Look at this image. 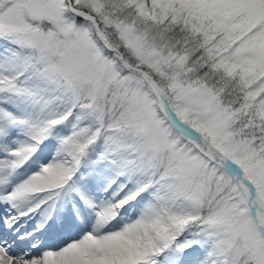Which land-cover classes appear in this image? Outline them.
I'll return each instance as SVG.
<instances>
[{"label":"snow or ice","instance_id":"snow-or-ice-1","mask_svg":"<svg viewBox=\"0 0 264 264\" xmlns=\"http://www.w3.org/2000/svg\"><path fill=\"white\" fill-rule=\"evenodd\" d=\"M0 264H264V0H0Z\"/></svg>","mask_w":264,"mask_h":264}]
</instances>
